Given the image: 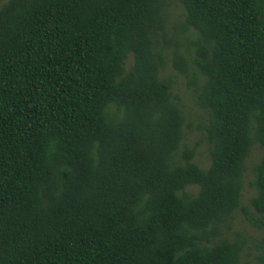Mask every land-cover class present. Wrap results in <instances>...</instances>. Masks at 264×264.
<instances>
[{
    "label": "trees",
    "instance_id": "1",
    "mask_svg": "<svg viewBox=\"0 0 264 264\" xmlns=\"http://www.w3.org/2000/svg\"><path fill=\"white\" fill-rule=\"evenodd\" d=\"M169 57L194 70L205 169ZM237 209L264 228V0H0V264H247Z\"/></svg>",
    "mask_w": 264,
    "mask_h": 264
},
{
    "label": "rangeland",
    "instance_id": "2",
    "mask_svg": "<svg viewBox=\"0 0 264 264\" xmlns=\"http://www.w3.org/2000/svg\"><path fill=\"white\" fill-rule=\"evenodd\" d=\"M183 22V10L181 6L172 1L168 6V36L174 34V40L180 44L185 45L187 39H192V34L189 35L188 30L181 28ZM184 51V49H182ZM131 58L128 59L129 64ZM193 68L188 67L186 73H180L172 66L170 57L166 60L162 77L168 78L173 84V92L178 96L182 108L187 117L186 127V143L193 145L198 142L196 147V155L194 162L205 169L209 165L208 145L203 138L202 126L206 124V115L195 103L193 89L191 88L187 76L191 75ZM262 151L257 145L252 147L249 157L245 161V172L243 174V188L241 192V206L250 209V199L254 195V189L251 187L253 179V168L261 157ZM264 228L258 229L252 225L244 216L241 209H237L231 221L229 222V229L226 232L228 238H233L236 234L244 237L246 248L243 254V262L247 264H256L255 256L258 253L259 241L263 236Z\"/></svg>",
    "mask_w": 264,
    "mask_h": 264
}]
</instances>
